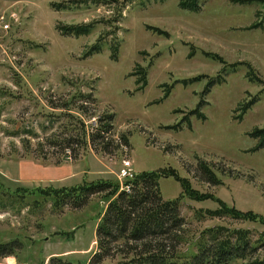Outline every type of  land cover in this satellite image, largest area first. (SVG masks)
Wrapping results in <instances>:
<instances>
[{
	"label": "rangeland",
	"instance_id": "1",
	"mask_svg": "<svg viewBox=\"0 0 264 264\" xmlns=\"http://www.w3.org/2000/svg\"><path fill=\"white\" fill-rule=\"evenodd\" d=\"M182 1L0 0V244H22L0 264H86L107 201L124 190L123 161L133 179L153 173L162 199L178 200L180 254L215 234L258 246L229 264L264 259V147L253 138L264 130V0H204L198 13ZM67 27L78 35L65 36ZM93 45L101 51L87 55ZM231 66L202 117L190 116ZM110 114L111 154L88 140L66 147ZM95 181L111 189L80 209L53 208L54 190Z\"/></svg>",
	"mask_w": 264,
	"mask_h": 264
},
{
	"label": "trees",
	"instance_id": "2",
	"mask_svg": "<svg viewBox=\"0 0 264 264\" xmlns=\"http://www.w3.org/2000/svg\"><path fill=\"white\" fill-rule=\"evenodd\" d=\"M204 0H185L180 2V8L194 13L201 10ZM63 34L78 35L72 28H64ZM101 51L99 46L93 45L87 55ZM232 68V66H231ZM235 70H223L220 76L211 78L202 93V99L196 111H190V116L202 117L198 111L205 104L204 98L211 89L221 84L224 79ZM87 102H94L87 97ZM72 117V116H70ZM114 115H105L97 118V125L88 136H74L64 141L66 147L77 143L89 145L95 150L111 154L114 148L112 136ZM186 127H190L189 119H183ZM180 123L170 129L181 128ZM74 130L84 128L81 120H76ZM78 128V129H77ZM84 131V130H83ZM82 131V134H83ZM253 138L259 140L256 149L264 147V130H257ZM82 138V139H81ZM126 145V141L122 139ZM81 141V142H80ZM255 149V148H254ZM73 154L75 152L73 151ZM201 178L211 184L218 181L212 172L204 165L199 164ZM40 189V188H35ZM111 185L106 181L84 183L69 188L54 190L55 200L53 208L61 211L64 207L80 209L85 206L90 197L109 192ZM185 225L180 213L177 199L163 200L160 194L158 177L153 173H142L130 181L129 190L117 188L112 192V198L107 201L104 214L96 226L97 251L88 259L86 264H101L108 258L121 255L119 264H229L235 260H245L254 256L258 246H252L247 239L236 237L235 240L220 241L215 234L198 242L196 250L190 254H180L178 232ZM22 248L18 240L0 244V257L11 256L16 250ZM48 264H75L71 259L62 256H53ZM247 264H264V259L250 261Z\"/></svg>",
	"mask_w": 264,
	"mask_h": 264
},
{
	"label": "built area",
	"instance_id": "3",
	"mask_svg": "<svg viewBox=\"0 0 264 264\" xmlns=\"http://www.w3.org/2000/svg\"><path fill=\"white\" fill-rule=\"evenodd\" d=\"M118 179L122 181L121 189L129 190L130 181L133 180V173L131 169V164L128 161H123L121 168L118 170Z\"/></svg>",
	"mask_w": 264,
	"mask_h": 264
}]
</instances>
